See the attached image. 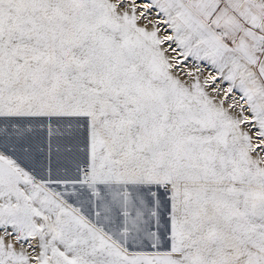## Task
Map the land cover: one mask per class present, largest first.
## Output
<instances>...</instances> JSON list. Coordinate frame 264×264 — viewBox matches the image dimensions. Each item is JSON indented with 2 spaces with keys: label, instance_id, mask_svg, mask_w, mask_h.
Returning a JSON list of instances; mask_svg holds the SVG:
<instances>
[{
  "label": "snow or ice",
  "instance_id": "1",
  "mask_svg": "<svg viewBox=\"0 0 264 264\" xmlns=\"http://www.w3.org/2000/svg\"><path fill=\"white\" fill-rule=\"evenodd\" d=\"M0 264H264V0H0Z\"/></svg>",
  "mask_w": 264,
  "mask_h": 264
}]
</instances>
